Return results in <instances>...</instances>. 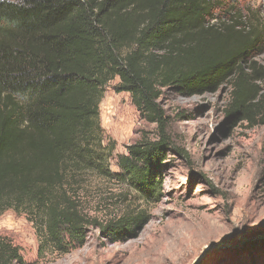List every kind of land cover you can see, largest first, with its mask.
Segmentation results:
<instances>
[{
  "label": "trees",
  "instance_id": "16d2710c",
  "mask_svg": "<svg viewBox=\"0 0 264 264\" xmlns=\"http://www.w3.org/2000/svg\"><path fill=\"white\" fill-rule=\"evenodd\" d=\"M213 11L212 0H0V212H25L39 250L82 247L89 228L110 243L137 236L143 211L103 223L80 209L78 187L93 172L158 200L172 150L159 104L167 91L202 95L230 83L227 128L264 122V67L247 65L264 35L240 19L211 23ZM115 78L158 134L128 145L118 173L99 120ZM0 264L26 263L0 238Z\"/></svg>",
  "mask_w": 264,
  "mask_h": 264
},
{
  "label": "rangeland",
  "instance_id": "374dc122",
  "mask_svg": "<svg viewBox=\"0 0 264 264\" xmlns=\"http://www.w3.org/2000/svg\"><path fill=\"white\" fill-rule=\"evenodd\" d=\"M212 2L218 19L211 23L240 19L245 29L256 26L264 35V0ZM250 63L264 67V50L253 51ZM117 83L115 78L107 84L99 104L103 143L114 142L109 157L114 173L120 172L118 157L128 145L158 136L130 95L115 91ZM232 89L226 83L202 95L167 91L159 99L172 150L158 170V200L142 199L117 179L84 174L77 193L83 213L109 223L143 211L147 222L136 237L110 243L89 228L82 247L57 254L39 250L25 212L7 209L0 212V238L15 246L26 264H264V122L241 120L227 128Z\"/></svg>",
  "mask_w": 264,
  "mask_h": 264
}]
</instances>
